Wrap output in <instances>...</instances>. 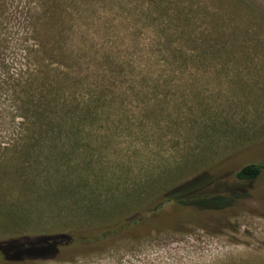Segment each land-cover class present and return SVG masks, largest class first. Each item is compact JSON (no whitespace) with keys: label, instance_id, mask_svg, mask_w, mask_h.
Returning <instances> with one entry per match:
<instances>
[{"label":"rangeland","instance_id":"obj_1","mask_svg":"<svg viewBox=\"0 0 264 264\" xmlns=\"http://www.w3.org/2000/svg\"><path fill=\"white\" fill-rule=\"evenodd\" d=\"M61 7L87 64L117 54L136 73L123 98L102 102L54 148L41 137L60 131H29L25 104L42 16ZM182 54L186 65L163 61ZM75 59L68 70L46 62L73 75ZM88 86L71 88L79 116L93 99ZM252 164L264 167V0H0V244L121 221L156 188L204 174L213 197L235 196L220 212L168 207L170 226L22 264H264V169L256 181L236 179Z\"/></svg>","mask_w":264,"mask_h":264},{"label":"trees","instance_id":"obj_2","mask_svg":"<svg viewBox=\"0 0 264 264\" xmlns=\"http://www.w3.org/2000/svg\"><path fill=\"white\" fill-rule=\"evenodd\" d=\"M67 14L68 11L62 7L60 10L50 8L44 12L42 16L44 21L40 30L37 31L38 44L35 47L36 49L30 51V58H36V65L38 69L40 66V71L26 84V115L28 121L31 118L35 121L31 125L29 124V131L33 133L60 131L61 135L58 136L41 137L54 142V148H61L65 144L63 136L66 135L64 131L75 132L81 123L84 124L85 119L97 117L96 107L100 106L102 102H115L123 98L124 95L122 96L121 93L126 90L123 87L124 80L127 75L132 77L136 73L135 65L129 59L120 57L116 53V56H113L114 54L111 56L108 53L104 57H100L98 61L94 62L93 59L91 64H87L85 58L91 53H85L82 48L74 43L75 38H72L75 35L74 27H66V24H68ZM175 50L180 51V48H175ZM75 58L81 61L80 73H73V75L72 73L55 70L52 68L53 66L46 62V60H50L52 63L68 70L72 69V65L76 61ZM163 61L176 67L187 64L183 54L175 57L173 62L165 58ZM83 67L87 71L86 74ZM112 73L119 75L120 81L117 82L118 78H115ZM142 80L143 83H147L146 78ZM131 81L136 84L137 80L133 78ZM84 83L89 85V92L93 91L91 95L93 99L79 116L78 112L81 110L73 95H71V88L73 85L80 86ZM132 89L133 87L130 88L131 91ZM156 98L159 97L156 96ZM162 98L160 96V99ZM68 140L76 141V139L70 137ZM263 169V165L258 164L245 166L236 174V179L241 182L256 181L262 176ZM78 177H81L84 181L88 179L86 173H82ZM212 181L213 178L209 174H204L165 194L161 193L164 189L160 186L163 191L156 188L158 192L153 194L152 202L142 206L143 208L138 209V212L134 215L125 217L121 221L110 224L101 221L94 224V228L2 243L0 244V264H22L30 260L43 261L52 259L63 248L70 249L81 246L83 249L90 251L92 246L102 248L136 233L145 235V231L150 228V225L154 229L172 224L173 215L166 213V209L172 206L178 213L182 211V213H190V209L215 212L228 209L234 202L235 196L220 195L213 197L208 192V187L212 184ZM138 198L136 199L138 200ZM94 199L98 201V198ZM204 207L209 208L203 209ZM84 208L88 213L94 212L93 216L95 213L98 216L103 215L100 214L101 209L98 210L97 208L95 210L92 206H82V209ZM101 218L103 219V216Z\"/></svg>","mask_w":264,"mask_h":264}]
</instances>
